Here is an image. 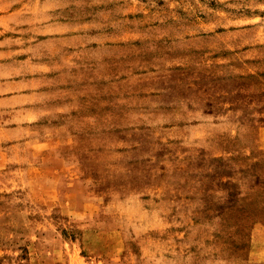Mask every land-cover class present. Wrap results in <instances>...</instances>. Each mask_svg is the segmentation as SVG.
I'll return each instance as SVG.
<instances>
[{"label":"rangeland","instance_id":"374dc122","mask_svg":"<svg viewBox=\"0 0 264 264\" xmlns=\"http://www.w3.org/2000/svg\"><path fill=\"white\" fill-rule=\"evenodd\" d=\"M70 1L0 122V264H264V0Z\"/></svg>","mask_w":264,"mask_h":264},{"label":"crops","instance_id":"0c3cea01","mask_svg":"<svg viewBox=\"0 0 264 264\" xmlns=\"http://www.w3.org/2000/svg\"><path fill=\"white\" fill-rule=\"evenodd\" d=\"M14 3L11 13L17 16L15 20L10 19L16 23L14 29L9 30L4 23L5 16L0 15V122L18 119V123L11 124L22 127L43 120V115L36 109L50 90L43 80L48 83L52 66L39 58L43 47L37 41L48 44L57 37H70L74 20L67 15V9L72 6L70 0H16ZM26 7L33 9L31 14ZM256 49H261L260 54L250 55L252 59L248 65H256L258 70L262 67L264 72V43L243 53ZM261 94L264 97L263 88Z\"/></svg>","mask_w":264,"mask_h":264}]
</instances>
